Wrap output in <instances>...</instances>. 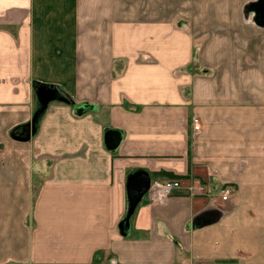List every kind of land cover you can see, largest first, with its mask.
<instances>
[{
    "label": "crops",
    "instance_id": "obj_1",
    "mask_svg": "<svg viewBox=\"0 0 264 264\" xmlns=\"http://www.w3.org/2000/svg\"><path fill=\"white\" fill-rule=\"evenodd\" d=\"M255 1L0 0V264H264Z\"/></svg>",
    "mask_w": 264,
    "mask_h": 264
},
{
    "label": "water",
    "instance_id": "obj_2",
    "mask_svg": "<svg viewBox=\"0 0 264 264\" xmlns=\"http://www.w3.org/2000/svg\"><path fill=\"white\" fill-rule=\"evenodd\" d=\"M247 14H253L254 23L261 28H264V0H257L251 3L247 8ZM53 88L50 86L42 85L37 91L40 109L34 114L30 122L24 123L15 127L11 131V137L20 142H28L31 136L35 134L36 122L39 116L47 108L48 104L51 102V94ZM64 102H68L66 99ZM114 131H107L105 134V145L109 150H116L119 145V138L116 139ZM151 183L148 179L144 177H134L130 180L127 187V193L130 203L129 214L134 213L140 199L150 190Z\"/></svg>",
    "mask_w": 264,
    "mask_h": 264
},
{
    "label": "built area",
    "instance_id": "obj_3",
    "mask_svg": "<svg viewBox=\"0 0 264 264\" xmlns=\"http://www.w3.org/2000/svg\"><path fill=\"white\" fill-rule=\"evenodd\" d=\"M158 185V189H159V192L161 194H163L164 196H169V195H172L176 190H180L182 185L179 181H167L165 183H160V184H157ZM199 187V190H203L204 188L201 187V186H198ZM192 191L195 189V192L194 194H204V193H200L198 192V188L196 187H193L191 186L190 188ZM205 192V191H204ZM231 193V189L229 187H226V188H223L221 189V194H222V200L223 201H226L228 200V197ZM207 196H212L209 192L205 193Z\"/></svg>",
    "mask_w": 264,
    "mask_h": 264
},
{
    "label": "trees",
    "instance_id": "obj_4",
    "mask_svg": "<svg viewBox=\"0 0 264 264\" xmlns=\"http://www.w3.org/2000/svg\"><path fill=\"white\" fill-rule=\"evenodd\" d=\"M41 86H42V85L35 83V89H36L37 91L41 88ZM54 100H62V101H64L65 98H64L60 93H57V92L54 90V91L52 92V94H51V101H54ZM40 108H41V106H40V104H39V105H38V109H40ZM131 179H132V177L129 179L128 184H127V187H128V185H129Z\"/></svg>",
    "mask_w": 264,
    "mask_h": 264
},
{
    "label": "rangeland",
    "instance_id": "obj_5",
    "mask_svg": "<svg viewBox=\"0 0 264 264\" xmlns=\"http://www.w3.org/2000/svg\"><path fill=\"white\" fill-rule=\"evenodd\" d=\"M197 186V188H198V192H200V193H204V194H198V195H201V196H205V197H207V195L205 194V193H207V192H204L205 190L203 189L202 191L201 190H199V187H198V185H196ZM226 187H228V186H225V187H223V188H226ZM222 188V189H223ZM230 188V187H229ZM192 192H195V189L192 191ZM221 192V191H220ZM232 192V191H231ZM211 194V193H210ZM196 195V194H195ZM212 195V194H211ZM222 195V194H221ZM170 196V195H169ZM207 198H212V197H207ZM221 199H222V197H221Z\"/></svg>",
    "mask_w": 264,
    "mask_h": 264
}]
</instances>
